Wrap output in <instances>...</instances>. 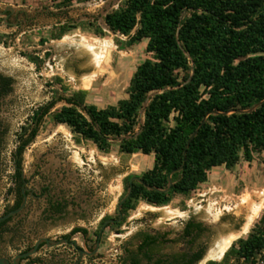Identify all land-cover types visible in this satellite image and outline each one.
<instances>
[{
	"label": "rangeland",
	"instance_id": "obj_1",
	"mask_svg": "<svg viewBox=\"0 0 264 264\" xmlns=\"http://www.w3.org/2000/svg\"><path fill=\"white\" fill-rule=\"evenodd\" d=\"M61 1L0 0L1 8L13 10L11 23L0 17V37L2 33L6 36L5 43H0V72L14 78L11 92L0 96V214L5 204L14 200L13 194L7 193L14 172L11 155L22 127L31 125L34 110L59 94L79 89L88 91V103L100 108L115 105L129 96L130 80L137 67L153 56L146 50L147 40L128 45V36L114 32L105 22V15L126 0H83L70 5ZM17 12L19 19L14 14ZM67 22L77 23L78 27L61 38H52L56 27ZM104 44L111 50L101 51L99 47ZM58 77L65 90L61 84L53 83ZM64 104L60 100L54 105L24 152L27 186L39 197L28 196L25 210L9 222L11 229L0 233V253L8 257L33 246L42 237L54 241L75 226L88 228L93 236L101 217L117 216L118 204L127 193L124 178L141 176L153 167V154L122 152L120 138H112L110 152H104L93 141L76 135L68 125L55 123L52 114ZM143 118L144 110L139 124H143ZM44 188L48 190L44 192ZM48 196L66 201L61 213L47 210ZM262 216L264 152L255 153L251 163L242 157L232 168H213L208 180L195 191L188 196L177 195L167 205L153 206L141 201L122 224L104 230L102 264H120L127 255L126 249L135 251L140 236L146 232L167 234L169 241L157 248L161 253L176 254L203 247L204 257L198 264H206L211 259L210 250L223 235L241 231L251 218L249 231L234 242L246 238ZM189 219L205 227L193 243L183 237ZM75 237L84 245L80 233ZM67 251L71 248L66 245H45L39 254L46 264H61ZM260 257H264V251ZM231 264L235 262L231 260Z\"/></svg>",
	"mask_w": 264,
	"mask_h": 264
},
{
	"label": "trees",
	"instance_id": "obj_2",
	"mask_svg": "<svg viewBox=\"0 0 264 264\" xmlns=\"http://www.w3.org/2000/svg\"><path fill=\"white\" fill-rule=\"evenodd\" d=\"M74 1L83 0L61 2L70 5ZM105 22L114 32L128 36V45L147 40L146 50L153 56L137 67L129 96L115 105L100 108L88 103V91L79 89L59 94L34 110L32 123L22 127L13 154L14 185L9 193L18 196L14 209L23 197L21 170L26 147L60 100L66 104L52 114L54 122L68 125L100 150L110 152L111 139L120 138V151L154 155L153 167L139 176L143 182L134 180L121 207L123 218L114 224H122L141 201L167 205L177 195L195 191L213 168H232L242 157L252 162L255 153L264 152V0H126L105 15ZM77 27L74 22L60 24L52 38H61ZM13 82L12 77L0 75V95L11 91ZM62 82L60 77L53 81L65 90ZM142 110L144 123L139 124ZM131 178H124L127 193ZM112 218L106 215L101 225ZM195 230L200 234L205 228L189 221L184 235ZM78 232L88 233L78 226L71 234ZM166 236L145 233L139 249H154L169 241ZM263 251L264 216L248 237L230 246L222 260L206 264H231V260L256 264ZM204 252L199 249L188 264H197Z\"/></svg>",
	"mask_w": 264,
	"mask_h": 264
},
{
	"label": "flooded vegetation",
	"instance_id": "obj_3",
	"mask_svg": "<svg viewBox=\"0 0 264 264\" xmlns=\"http://www.w3.org/2000/svg\"><path fill=\"white\" fill-rule=\"evenodd\" d=\"M12 13H13V10L10 9V7L9 8H6V7L5 8H1L0 7V17L3 18V22L11 23L9 21V18H11V14ZM14 14H15V17L17 19H19V13L17 12V13H14ZM5 38H6L5 33H2V36L0 37V43H5V41H4ZM0 75H3L5 77H12L11 75H7V74H5L3 72H0ZM12 87H13V83H12ZM10 92H8L7 94H9ZM7 94H4V95H7ZM4 95H0V96H4ZM0 134H1V131H0ZM16 148H17V146H16ZM16 148L12 152V155H11L12 159H13V162H14L13 154L16 151ZM0 165H1V159H0ZM21 172H22V175H21V179H22L21 192L23 194L21 204H20L19 207L14 209V206L16 205V201H17L18 196H17V194L12 193L13 194V198H14L13 203H10V202L6 203L5 206H4V210L0 214V216H3V215H5V214H7V213H9V212H11L13 210L19 209L23 205V203L25 201V197L26 198H28V196L39 197L37 195L36 191L28 188L27 184H28L29 180L27 179V177L24 174L23 167H22ZM14 173H15V164H14V172L12 174H14ZM12 174H11V178H10L12 185H10L8 187L7 193H9L10 187L14 185V182H13V179H12ZM43 190L45 192L46 190H48V188H44ZM65 204H66V201L53 200L52 197L48 196V209L47 210L50 211L52 214L61 213L64 210V208H65ZM26 206H27V200H26V203H25L23 209L20 212H18L15 215H12L9 218H7L5 220H2L0 222V233L7 232V231H9L11 229V227L9 226V222L14 217L22 214V212L25 210ZM59 206L63 207L61 211L59 210ZM105 216L106 215L101 217V219L99 221V225H98L99 227L97 228V231H96V233L93 236H91V233H90L89 229L86 228V227H84L88 231V233L86 235H84V234H82L80 232L75 233V234H71L72 230L75 227H78V226H75V227H73L71 229V231L69 233H64L61 236L57 237V239L54 240L55 242H58V241H61V242H58V243H56V244H54L52 246H55V245L56 246L57 245L58 246L59 245H66V246L71 248V251H67L68 255L66 257L65 256L63 257L61 264H102L103 256L100 253V249H101L102 237H103L104 230L108 227L107 226L101 232V228L103 226V224L101 225V222H102V220H103V218ZM112 219H117V218H112ZM189 221L198 222V221H195L193 219H189L186 222L185 227H186V225H187V223ZM198 223H201V222H198ZM110 224H114V223H110ZM202 226L204 227L203 224H202ZM185 227H184V230H185ZM184 230H183V237L188 239L189 243H193L196 240V238L199 237L205 231L204 230L203 232L198 234V231L195 230L192 235L185 236L184 235ZM79 233L83 236L84 245H80L78 243V240L75 237V235H77ZM147 234L155 235V234H151V233H147ZM42 238H45V237H42ZM46 238H49V237H46ZM144 238H145V233H143L140 236V241H139V243L137 245V249L135 251H131L130 249H126L125 253L127 255H126V257L124 259L120 260V262H119L120 264H135L134 263V259H139V262L137 264H157L158 260H160V259L162 260L161 264H188L191 256L195 252H197L199 249L203 248V247H199V248H197L195 250H191V251H184V252L176 253V254H167V253H161V251L157 249L161 245V243H160L159 245H156L157 247L154 248V249L146 248V249L140 250L139 246L143 242ZM165 238H167V236ZM49 239H51V238H49ZM98 241H99V245L97 246ZM158 242H160V240ZM35 245H36V243L33 246H29V247L25 248L21 252L17 253L14 257H8V256L0 253V258H5V259L9 260V264H16V257L18 255L22 254V253H25V252H28V251L32 250L35 247ZM45 245H49L48 242L42 241L41 244L38 247V250L35 252V254L19 258L18 259V264H24L23 263L24 261L27 262L26 264H29V263L46 264L44 257L39 254L41 248L43 246H45ZM49 246H51V245H49ZM153 247H155V246H153ZM200 261H198V263ZM117 264H118V261H117Z\"/></svg>",
	"mask_w": 264,
	"mask_h": 264
},
{
	"label": "water",
	"instance_id": "obj_4",
	"mask_svg": "<svg viewBox=\"0 0 264 264\" xmlns=\"http://www.w3.org/2000/svg\"><path fill=\"white\" fill-rule=\"evenodd\" d=\"M107 24V23H106ZM108 25V24H107ZM148 102H149V99H147V101L145 102V106L148 104ZM205 122V120L203 121V123ZM142 123H144V118H143V120H142ZM198 130L199 129H197L194 133H193V135H192V137H194L197 133H198ZM191 137V138H192ZM190 142V141H189ZM134 180H138V181H141V182H143L142 180H141V178L139 177V176H135V177H132L131 178V180H130V187H129V191H128V193H127V195L119 202V204H118V207H117V209H118V212H119V217L117 218V219H109V220H107L104 224H103V226H102V228H101V232L110 224V223H115V222H120L121 220H122V218H123V213H122V210H121V207H122V204L129 198V196H130V194H131V192H132V188H133V182H134ZM172 185V178H171V176L169 177V187ZM26 200H27V198L25 197V201H24V203H23V205L19 208V209H16V210H13V211H11V212H9V213H7V214H5V215H3V216H0V222L2 221V220H5V219H7V218H9L10 216H12V215H15V214H17L18 212H20L22 209H23V207H24V205H25V203H26ZM42 241H46V242H48V244L49 245H54V244H56V243H58V242H61V241H58V242H55V241H53V240H51V239H49V238H41V239H39L37 242H36V245H35V247L32 249V250H30V251H28V252H25V253H22V254H20V255H18L17 257H16V264H18V259L19 258H22V257H26V256H30V255H33V254H35V252L38 250V247H39V245L41 244V242ZM99 245V241H98V243H97V246ZM231 246V245H230ZM230 248V247H229ZM224 255H225V252L222 254V256H221V258L220 259H218V260H222L223 259V257H224ZM209 260H217V259H209ZM207 261H208V259H207ZM0 264H9V260H7V259H5V258H0Z\"/></svg>",
	"mask_w": 264,
	"mask_h": 264
},
{
	"label": "bare ground",
	"instance_id": "obj_5",
	"mask_svg": "<svg viewBox=\"0 0 264 264\" xmlns=\"http://www.w3.org/2000/svg\"><path fill=\"white\" fill-rule=\"evenodd\" d=\"M106 45L105 44L104 45H100V47H99V49H101V51H103L104 53L107 52L108 50H111V49H108V47ZM96 50H97V48H96ZM102 55H105V54H102ZM97 57L99 59L100 55H97ZM105 57H106V55H105ZM259 211L260 210H257L256 213L258 214ZM251 223H252V219L248 218L247 222L243 225L241 231L231 232V233H229L227 235H223L221 237V239L216 243V246L210 250V252L208 254V257L211 258V259H220L222 254L229 249L230 245H232V243L235 241L236 238H238L239 236H241L244 233H247L249 231Z\"/></svg>",
	"mask_w": 264,
	"mask_h": 264
},
{
	"label": "built area",
	"instance_id": "obj_6",
	"mask_svg": "<svg viewBox=\"0 0 264 264\" xmlns=\"http://www.w3.org/2000/svg\"><path fill=\"white\" fill-rule=\"evenodd\" d=\"M256 264H264V257L258 258Z\"/></svg>",
	"mask_w": 264,
	"mask_h": 264
},
{
	"label": "crops",
	"instance_id": "obj_7",
	"mask_svg": "<svg viewBox=\"0 0 264 264\" xmlns=\"http://www.w3.org/2000/svg\"><path fill=\"white\" fill-rule=\"evenodd\" d=\"M249 163H251V162H249Z\"/></svg>",
	"mask_w": 264,
	"mask_h": 264
}]
</instances>
